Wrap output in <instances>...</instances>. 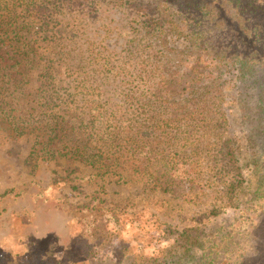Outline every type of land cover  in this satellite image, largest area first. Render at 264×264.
<instances>
[{
	"label": "rangeland",
	"instance_id": "obj_1",
	"mask_svg": "<svg viewBox=\"0 0 264 264\" xmlns=\"http://www.w3.org/2000/svg\"><path fill=\"white\" fill-rule=\"evenodd\" d=\"M40 1L49 17L43 22L36 19L32 31L41 37L43 62L52 70L49 82L57 89L55 109L63 99L78 106L98 104L107 116L135 115L136 98L148 93L154 82L153 76L140 74L141 47L151 42L161 56L184 46L185 37L196 30L176 0ZM217 1L227 15L225 29L216 32L206 27L202 32L228 44L246 29L230 11L229 0ZM243 1L240 6L233 1V9L244 16L250 29L264 33V0ZM248 3L253 8L247 11ZM161 32L168 34V45L160 39ZM214 63L207 80L218 81L222 89L223 107L230 116L226 135L235 134L243 144V136L254 125L241 120L238 68L224 61ZM35 139L34 134L15 137L0 125V193L15 190L0 202V250L11 261L26 262L28 250L41 247L39 241L49 236L53 239L43 246L42 255L49 254L62 264H132L133 254L142 249L163 261L164 243L154 239L147 245L151 236L161 240L173 232L199 229L197 242L204 243L233 206L248 200L256 189L254 167L245 164L249 159L240 155L238 165L225 157L213 135L194 146L189 156L178 159L170 191L141 180L108 182L97 175V168L64 158L34 162L30 152ZM233 182L239 184L237 189H232ZM95 196L103 199L105 214L133 217L139 223L117 230L111 243L95 245V251L87 255L82 249L85 231L74 217ZM194 253L199 256L200 247Z\"/></svg>",
	"mask_w": 264,
	"mask_h": 264
},
{
	"label": "trees",
	"instance_id": "obj_2",
	"mask_svg": "<svg viewBox=\"0 0 264 264\" xmlns=\"http://www.w3.org/2000/svg\"><path fill=\"white\" fill-rule=\"evenodd\" d=\"M176 1L191 16L196 30L185 37L184 46L161 56L151 42L141 47L140 74L153 76L154 82L149 79L153 87L136 98L137 113L124 119L113 113L107 116L98 104L78 106L61 99L60 107L53 108L57 89L50 87L52 70L43 62L41 37L32 31L36 19H48L47 6L40 0H0V125L15 137L36 135L30 152L34 162L78 161L97 168V175L108 182L141 180L165 191L172 190L178 159L189 156L200 141L215 136L225 157L239 165V156L244 155L245 161L249 159L245 164L254 167L252 196L234 205L204 243L197 242L199 229L173 232L161 240L151 236L147 245L154 239L164 243V260L142 249L133 254L132 264H264V151L260 149H264V33L250 29L244 16L233 9V1L240 6L243 0H229L230 11L246 31L222 44L202 32L206 27L216 32L225 29L227 15L217 0ZM247 7L252 6L245 5L248 11ZM161 33L160 39L168 45V34ZM223 61L238 68L241 120L254 125L243 136V144L235 134L226 135L230 116L223 107L222 89L218 81L207 80L212 64ZM231 185L234 190L239 184ZM14 192L8 188L0 193V202ZM103 202L95 196L74 217L85 231L82 249L87 255L95 251V245L111 243L117 230L139 223L133 217L105 214ZM50 239H41V247L28 250L26 262L11 261L0 250V264H62L49 254L42 255ZM196 246L199 256L194 253Z\"/></svg>",
	"mask_w": 264,
	"mask_h": 264
}]
</instances>
